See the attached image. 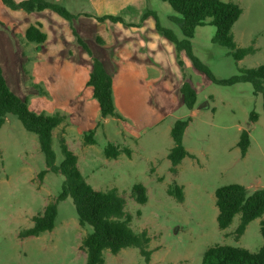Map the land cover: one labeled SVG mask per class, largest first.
Instances as JSON below:
<instances>
[{
  "label": "rangeland",
  "instance_id": "1",
  "mask_svg": "<svg viewBox=\"0 0 264 264\" xmlns=\"http://www.w3.org/2000/svg\"><path fill=\"white\" fill-rule=\"evenodd\" d=\"M221 1L237 3L242 9L231 30L236 48L254 51L236 61L229 49L212 42L215 28L210 25L195 29L191 50L214 78L226 81L240 75V69L264 64V0ZM59 3L73 14L87 9L85 0ZM148 10L163 28L183 39L178 25L169 20L177 15L168 3L148 0ZM36 23L46 35L43 44L24 38L27 27ZM93 59L112 78L114 108L120 119L100 115L87 86ZM0 68L9 89L26 99L32 112L63 116L52 134L56 164L63 159L59 138L64 137L86 182L94 190L115 188L125 202L131 228L147 232L149 262L136 248H125L116 255L104 252V264H201L205 251L215 245L252 253L262 246L264 215L251 221L237 240L239 216L226 230H219L214 197L217 188L229 184L244 186L247 194L264 189L261 96L254 95L249 83H213L155 29L152 17L134 29L85 17L66 21L50 10H11L0 0ZM184 82L196 93L191 110L180 93ZM252 112L257 115L255 122L250 121ZM186 119L182 144L193 157L183 159L173 174L167 159L172 147L170 130L177 120ZM242 130L250 139L244 157L237 147ZM89 132L92 145L84 144ZM107 144L122 153L107 159L103 154ZM45 168L36 135L7 115L0 129V264H85L81 240L90 228L78 225L70 198L57 204L51 231L19 237L61 191L63 176L47 172L38 177ZM136 184L146 189L144 204L135 199ZM172 186L182 188V202L167 194Z\"/></svg>",
  "mask_w": 264,
  "mask_h": 264
},
{
  "label": "trees",
  "instance_id": "2",
  "mask_svg": "<svg viewBox=\"0 0 264 264\" xmlns=\"http://www.w3.org/2000/svg\"><path fill=\"white\" fill-rule=\"evenodd\" d=\"M170 5L177 16H170L169 20L178 25L183 39H178L170 29L163 28L154 12L146 10L142 19L148 16L155 20V28L178 52H184L192 61L196 70L204 74L213 83L228 86L236 83H249L254 95H260L264 111V64L255 68L240 69V75L229 80H217L209 69L192 53L191 39L195 29L205 25L215 28L212 42L230 50L232 57L240 61L252 53V47L236 48L233 40L232 27L239 19L242 9L237 3L221 0H160ZM11 10H22L26 13L50 10L66 21L78 17L70 13L60 3L52 0H1ZM98 22H122L121 18L113 16L97 17ZM28 43L43 44L46 35L41 31L40 24L30 25L24 33ZM78 43L89 53L83 41L77 37ZM87 86L92 89V96L96 100L102 118L120 116L115 112L112 97V78L105 71L98 60L93 59L92 71L89 74ZM180 93L183 103L191 110L196 102V93L188 82L181 85ZM7 115L15 116L23 128L37 137L40 152L44 156L45 170L38 174L40 179L47 172L63 176L61 191L54 202L45 206L42 215L33 219L30 228L19 233L20 238L37 237L54 228L57 215V204L70 198L74 205L78 225L89 227L90 231L82 238L81 247L85 252V264H104V252L112 255L118 254L125 248H136L146 262H149L148 248L150 238L146 231L136 233L130 226V215L124 210V200L115 188L105 191L94 190L82 176L77 167V157L68 150L64 137L59 138V148L63 156L62 161L56 164V156L52 148L53 131L62 122L63 116L59 113L47 115L36 114L28 108L27 100L16 96L8 87L0 68V129ZM257 115L252 112L250 121L255 122ZM189 119L177 120L171 130L172 147L167 159L170 162V172L177 173V167L186 157H193L183 146L182 139ZM84 144H94L92 133L84 136ZM250 145L249 133L242 130L237 147L241 157H244ZM122 153L112 144H107L103 154L107 159H116ZM129 155V151L125 150ZM133 193L139 204L147 201L146 189L141 184L133 186ZM167 194L183 201V191L179 186L167 189ZM215 206L217 208L216 223L218 229L226 230L239 216V223L234 231L235 239H239L245 232L247 225L264 215V189H258L247 194L244 186L229 184L219 187L214 192ZM260 234L263 239L262 246L254 253L240 247L229 245H215L208 248L201 260V264H264V217L260 220Z\"/></svg>",
  "mask_w": 264,
  "mask_h": 264
},
{
  "label": "crops",
  "instance_id": "3",
  "mask_svg": "<svg viewBox=\"0 0 264 264\" xmlns=\"http://www.w3.org/2000/svg\"><path fill=\"white\" fill-rule=\"evenodd\" d=\"M52 1L59 3L61 0ZM15 2H19V0H16ZM85 3L87 5V9L85 11L76 13L78 15L77 18L85 17L97 21V17H119L121 18L122 22L113 23L108 20L97 22L100 24L107 22L113 25H122L134 29H138L141 26L142 21H144L142 16L144 12L148 10V0H85ZM108 44H112V42L110 41ZM111 48L113 49V46H111Z\"/></svg>",
  "mask_w": 264,
  "mask_h": 264
}]
</instances>
